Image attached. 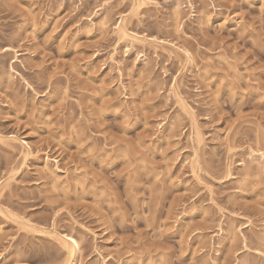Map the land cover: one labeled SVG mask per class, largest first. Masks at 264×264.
<instances>
[{"label": "rangeland", "instance_id": "374dc122", "mask_svg": "<svg viewBox=\"0 0 264 264\" xmlns=\"http://www.w3.org/2000/svg\"><path fill=\"white\" fill-rule=\"evenodd\" d=\"M138 1L0 0V264H264V0Z\"/></svg>", "mask_w": 264, "mask_h": 264}, {"label": "bare ground", "instance_id": "6f19581e", "mask_svg": "<svg viewBox=\"0 0 264 264\" xmlns=\"http://www.w3.org/2000/svg\"><path fill=\"white\" fill-rule=\"evenodd\" d=\"M138 1V0H137ZM141 1V0H140ZM143 1V0H142ZM139 2V1H138ZM140 3V2H139ZM120 31L124 34H126L127 32L124 30V28H120ZM14 139V138H13ZM2 186V185H1ZM60 239V238H59ZM61 240H62V245L63 247L65 248V250H67V254L69 256H74L75 253H76V249L79 245V242L73 238V237H70V238H66V237H61Z\"/></svg>", "mask_w": 264, "mask_h": 264}]
</instances>
